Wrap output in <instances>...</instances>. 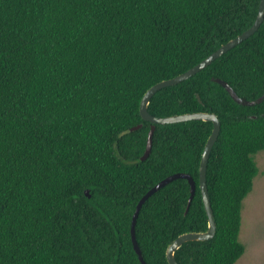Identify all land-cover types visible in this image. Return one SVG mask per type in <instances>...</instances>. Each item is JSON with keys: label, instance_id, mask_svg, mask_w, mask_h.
<instances>
[{"label": "trees", "instance_id": "1", "mask_svg": "<svg viewBox=\"0 0 264 264\" xmlns=\"http://www.w3.org/2000/svg\"><path fill=\"white\" fill-rule=\"evenodd\" d=\"M260 0H0V264H169L182 234L206 232L199 171L213 124L150 123L146 91L188 71L248 30ZM214 79L254 101L264 95V22L187 81L159 91L156 117L207 112L221 121L207 185L215 237L189 242L179 264H235L243 202L264 151V101L236 103ZM198 96L201 100L198 99ZM251 116H256L251 119ZM142 124V128L131 129ZM89 189L91 198L85 191Z\"/></svg>", "mask_w": 264, "mask_h": 264}, {"label": "water", "instance_id": "2", "mask_svg": "<svg viewBox=\"0 0 264 264\" xmlns=\"http://www.w3.org/2000/svg\"><path fill=\"white\" fill-rule=\"evenodd\" d=\"M264 22V0H260L259 8H258V14L255 19L254 24L245 32H243L238 37L234 38L233 40L229 41L227 44L223 45L219 49H217L215 52H213L211 55H209L207 58H205L203 61L198 63L196 66L192 67L188 71L184 72L183 74H180L174 78L164 80L152 87H150L146 93L144 94L141 103H140V115L142 117V120L144 122L150 123V131L148 134L147 139V146L146 151L144 155L141 157V161H146L153 148V139L154 134L156 131L157 125H165V124H177L182 122H188V121H204V122H211L213 124V130L212 133L205 145L202 159L200 163V171H199V186L202 194L203 204L206 211V214L208 216V230L206 232H190L185 233L177 237L172 244L167 249L166 256L167 261L169 264H179L176 259V252L186 243L189 242H207L212 240L217 232V223L214 216V211L211 204V199L208 191V185H207V169H208V163L210 159L211 152L219 138L220 132H221V121L217 114L215 113H207V112H197V113H187V114H179V115H173L169 117H156L150 114L149 112V105L152 100V98L161 90L165 88H169L172 86H176L184 81L189 80L196 74L200 73L202 70L207 68L209 65H211L214 61L222 57L224 54L229 52L230 50L234 49L238 45L242 44L244 41L248 40L250 37H252L261 27V25ZM215 82L221 84L227 92L230 94L232 99L243 106H254L256 104H260L264 101V95L258 98L254 101H249L244 98H241L238 96V94L235 92V90L225 81L221 79H214ZM198 99L200 97L198 96ZM251 119H255L256 116H251ZM142 124L133 127L131 129L132 132L137 131L142 128ZM184 179L187 180L190 185V197L188 200V204L185 210V214H187L190 210V207L192 205L193 199L196 195L197 185L194 180V178L186 173H177L174 175H171L167 178H165L163 181L155 185L153 188H151L139 201L137 204L136 210L133 214L132 218V226H131V238L134 250L136 254L139 257V260L142 264H147V262L144 259L142 250L138 244L137 236H136V224L138 217L140 215V212L144 206V204L158 191H160L162 188L167 186L168 184L179 180ZM85 195L88 199L91 198L90 190L87 189L85 191Z\"/></svg>", "mask_w": 264, "mask_h": 264}, {"label": "rangeland", "instance_id": "3", "mask_svg": "<svg viewBox=\"0 0 264 264\" xmlns=\"http://www.w3.org/2000/svg\"><path fill=\"white\" fill-rule=\"evenodd\" d=\"M255 160L259 172L241 213L239 240L245 251L235 264H264V151L257 153Z\"/></svg>", "mask_w": 264, "mask_h": 264}]
</instances>
